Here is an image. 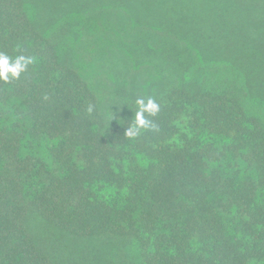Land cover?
I'll use <instances>...</instances> for the list:
<instances>
[{
  "label": "trees",
  "instance_id": "trees-1",
  "mask_svg": "<svg viewBox=\"0 0 264 264\" xmlns=\"http://www.w3.org/2000/svg\"><path fill=\"white\" fill-rule=\"evenodd\" d=\"M0 54V264H264V0H0Z\"/></svg>",
  "mask_w": 264,
  "mask_h": 264
},
{
  "label": "clouds",
  "instance_id": "clouds-1",
  "mask_svg": "<svg viewBox=\"0 0 264 264\" xmlns=\"http://www.w3.org/2000/svg\"><path fill=\"white\" fill-rule=\"evenodd\" d=\"M10 59L7 55L0 54V79L7 81L9 78H18L25 71L27 65L33 62L31 58L24 56L17 57L13 63H10ZM136 103L140 110L136 114L134 129H130L126 133L128 137H134L139 134L140 129L146 128L149 122L144 118V112L154 116L159 111V105L150 97L147 98V103H145V99H138Z\"/></svg>",
  "mask_w": 264,
  "mask_h": 264
}]
</instances>
